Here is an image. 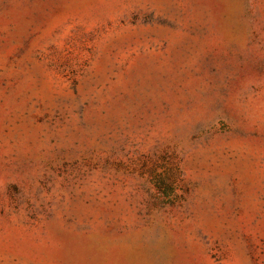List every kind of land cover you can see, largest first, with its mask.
Here are the masks:
<instances>
[{"label":"rangeland","instance_id":"rangeland-1","mask_svg":"<svg viewBox=\"0 0 264 264\" xmlns=\"http://www.w3.org/2000/svg\"><path fill=\"white\" fill-rule=\"evenodd\" d=\"M0 264H264V0H0Z\"/></svg>","mask_w":264,"mask_h":264}]
</instances>
